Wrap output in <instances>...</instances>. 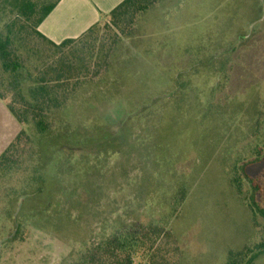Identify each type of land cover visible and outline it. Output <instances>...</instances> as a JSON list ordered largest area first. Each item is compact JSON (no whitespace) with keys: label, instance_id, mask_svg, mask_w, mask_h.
<instances>
[{"label":"rangeland","instance_id":"1","mask_svg":"<svg viewBox=\"0 0 264 264\" xmlns=\"http://www.w3.org/2000/svg\"><path fill=\"white\" fill-rule=\"evenodd\" d=\"M128 19L120 23L124 35L111 73L81 94L66 113V126L56 125L41 141L33 134L24 139L15 164L0 172V242L7 239L0 264H60L69 254L72 247L49 229L59 208L78 215L84 189L72 187L71 175L90 159L106 168L116 159H165L158 172L166 182L178 177L188 192L171 229L179 249L172 260L180 264H226L229 252H248L262 240V227L233 188L229 168L251 158L264 119V0H160L132 23ZM108 21L98 30V47L111 41ZM213 62L215 69L205 68ZM223 63L227 81L212 77L204 85ZM117 133L122 151L113 153ZM39 156L48 194L25 208L22 199L10 206L8 199L25 187L24 170L38 166ZM248 172L254 185L260 183L264 203V156ZM141 176V192L149 193L158 174L153 167L133 171L132 177ZM134 264L149 261L140 254ZM255 264H264V254Z\"/></svg>","mask_w":264,"mask_h":264},{"label":"trees","instance_id":"2","mask_svg":"<svg viewBox=\"0 0 264 264\" xmlns=\"http://www.w3.org/2000/svg\"><path fill=\"white\" fill-rule=\"evenodd\" d=\"M61 1L0 0V99L23 127L0 156L1 173L15 164L13 159L24 139L33 134L41 141L56 125L68 124L66 113L81 94L97 84L95 79L111 73L113 57L124 35L120 23L127 17L132 23L160 2L122 1L111 11L105 24L113 32L110 43L98 47L97 36L102 23L93 25L77 38L60 43L41 33V24ZM215 63L205 68L215 69ZM221 67L220 71L209 75L204 85H208L212 77L220 76L221 82L227 81V63ZM192 75L196 77L198 73ZM185 85L180 86L181 90L187 87ZM216 90L217 87H212L211 91ZM257 125L261 131L258 130L251 158L236 159L229 171L233 188L247 202L255 222L262 227V240L248 252H229L226 264H255L264 254V203L258 198L262 187L260 183H252L248 172V168L258 164L264 156V119ZM155 135L157 131L150 132V142ZM119 140L120 133L113 135V143H110L113 153L122 151ZM140 146L146 147L142 140ZM83 153L96 155L87 150ZM41 159L39 156L40 163L31 172L28 167L24 170L25 187L8 199L10 206H17L22 199L25 208L48 194ZM102 162L99 159L85 161L84 168L71 175L72 187L84 189L78 215L73 217L62 208L53 214L50 232L72 247L60 264H134L140 254L146 256L149 264H180L172 260L179 249L171 229L187 200L186 186L175 176L166 182L168 176L158 172L164 168L165 159H116L108 168ZM149 167H153L158 177L152 191L145 193L140 189L143 176L132 177V174L133 171L143 174ZM10 213L11 210L7 215ZM23 222L19 214L17 224L22 226Z\"/></svg>","mask_w":264,"mask_h":264},{"label":"crops","instance_id":"3","mask_svg":"<svg viewBox=\"0 0 264 264\" xmlns=\"http://www.w3.org/2000/svg\"><path fill=\"white\" fill-rule=\"evenodd\" d=\"M68 1V5L64 7ZM122 1L124 0H62L39 29L56 43L77 38L93 25L107 21L111 11ZM22 129L6 102L0 99V156Z\"/></svg>","mask_w":264,"mask_h":264},{"label":"water","instance_id":"4","mask_svg":"<svg viewBox=\"0 0 264 264\" xmlns=\"http://www.w3.org/2000/svg\"><path fill=\"white\" fill-rule=\"evenodd\" d=\"M20 208V207H19ZM7 239H4L0 242V246L6 241Z\"/></svg>","mask_w":264,"mask_h":264}]
</instances>
